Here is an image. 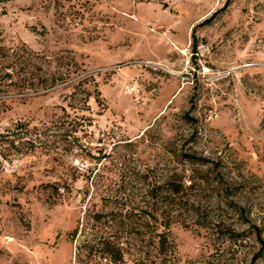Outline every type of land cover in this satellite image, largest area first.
Segmentation results:
<instances>
[{"label":"rangeland","instance_id":"rangeland-1","mask_svg":"<svg viewBox=\"0 0 264 264\" xmlns=\"http://www.w3.org/2000/svg\"><path fill=\"white\" fill-rule=\"evenodd\" d=\"M0 264H264V0H0Z\"/></svg>","mask_w":264,"mask_h":264},{"label":"trees","instance_id":"trees-1","mask_svg":"<svg viewBox=\"0 0 264 264\" xmlns=\"http://www.w3.org/2000/svg\"><path fill=\"white\" fill-rule=\"evenodd\" d=\"M182 188V187H180ZM178 186L176 185H172L171 186V191L173 192V194H178L180 192V189ZM155 219L158 220V218L156 216H154ZM171 219V216L169 217ZM168 223H165L164 227L165 229H167L168 231H158L156 230L153 236V242L156 246V249L159 251V255L163 256L162 258L165 259L164 255L166 254V252H168V249L170 248V246L173 245V242H171L170 237H169V231H170V227L173 224L172 221H170ZM162 225V224H160Z\"/></svg>","mask_w":264,"mask_h":264}]
</instances>
